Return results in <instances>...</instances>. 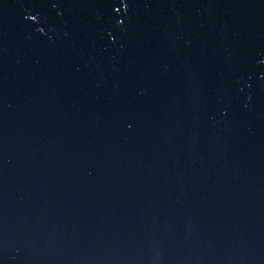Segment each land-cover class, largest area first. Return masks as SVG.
Here are the masks:
<instances>
[{"label":"water","instance_id":"obj_1","mask_svg":"<svg viewBox=\"0 0 264 264\" xmlns=\"http://www.w3.org/2000/svg\"><path fill=\"white\" fill-rule=\"evenodd\" d=\"M0 264H264V0H0Z\"/></svg>","mask_w":264,"mask_h":264}]
</instances>
